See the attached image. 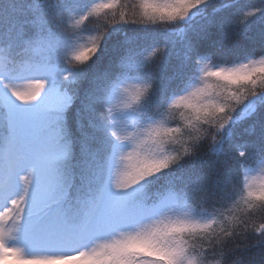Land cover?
<instances>
[{"label": "snow or ice", "instance_id": "6c2138e0", "mask_svg": "<svg viewBox=\"0 0 264 264\" xmlns=\"http://www.w3.org/2000/svg\"><path fill=\"white\" fill-rule=\"evenodd\" d=\"M118 4L0 0V264H264V0Z\"/></svg>", "mask_w": 264, "mask_h": 264}, {"label": "trees", "instance_id": "16d2710c", "mask_svg": "<svg viewBox=\"0 0 264 264\" xmlns=\"http://www.w3.org/2000/svg\"><path fill=\"white\" fill-rule=\"evenodd\" d=\"M96 2H100V0H96ZM220 0H217V3H219ZM240 3H245L246 0H239ZM125 5H128L127 7H125ZM132 5H136L137 8L136 10L138 11V5H139V0H119V4H118V7L116 8V21L118 22L119 21V13L121 11H124V12H127L128 13V16L127 18L128 19H132ZM101 27L103 28V23L105 21V17L102 16L101 18ZM107 22L108 23H111L112 22V13L111 12H108L107 13ZM103 30H107L106 28H104ZM258 178H259V174H257ZM257 222H259L257 220Z\"/></svg>", "mask_w": 264, "mask_h": 264}]
</instances>
